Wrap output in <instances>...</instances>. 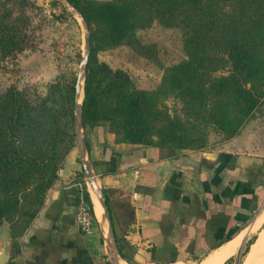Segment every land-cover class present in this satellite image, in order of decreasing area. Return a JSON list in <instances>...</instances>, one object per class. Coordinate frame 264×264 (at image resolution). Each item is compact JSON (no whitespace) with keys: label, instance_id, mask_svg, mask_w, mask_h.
<instances>
[{"label":"trees","instance_id":"16d2710c","mask_svg":"<svg viewBox=\"0 0 264 264\" xmlns=\"http://www.w3.org/2000/svg\"><path fill=\"white\" fill-rule=\"evenodd\" d=\"M86 19L90 52L82 120L104 124L117 142L201 149L211 131L237 135L264 101V0H67ZM9 4V5H8ZM0 0V57L28 46V18ZM179 28L185 57L164 68L154 89L138 88L129 74L97 52L138 44L137 31L153 23ZM76 77L61 75L32 99L10 85L0 92V226L8 223L12 251L43 205L74 147ZM179 107L170 112L166 99ZM82 199L93 212L90 194ZM79 201L76 198L75 203ZM95 213V209H94Z\"/></svg>","mask_w":264,"mask_h":264},{"label":"crops","instance_id":"0c3cea01","mask_svg":"<svg viewBox=\"0 0 264 264\" xmlns=\"http://www.w3.org/2000/svg\"><path fill=\"white\" fill-rule=\"evenodd\" d=\"M84 135L118 264H247L257 249L250 264H264V101L237 135L201 149L117 142L104 124L85 126ZM81 173L74 147L18 238L15 262L109 264L96 208L87 232L75 221Z\"/></svg>","mask_w":264,"mask_h":264},{"label":"rangeland","instance_id":"374dc122","mask_svg":"<svg viewBox=\"0 0 264 264\" xmlns=\"http://www.w3.org/2000/svg\"><path fill=\"white\" fill-rule=\"evenodd\" d=\"M30 4L24 9L9 6L14 15L28 18L29 44L15 56L0 57V92L15 85L36 99L45 95L49 83L61 75L68 79L76 77L84 53V30L79 18L55 0H30ZM137 38V45L98 51L97 58L114 69L125 70L138 88L151 90L160 83L165 67L185 57L182 32L155 22L137 31ZM166 104L170 112L179 107V102L173 98H167ZM222 140L221 134L211 131L206 145ZM85 185L95 209L96 196L87 183ZM95 218L105 225L103 216ZM9 234V224L4 223L0 226V236Z\"/></svg>","mask_w":264,"mask_h":264},{"label":"water","instance_id":"95a60500","mask_svg":"<svg viewBox=\"0 0 264 264\" xmlns=\"http://www.w3.org/2000/svg\"><path fill=\"white\" fill-rule=\"evenodd\" d=\"M66 11L77 16L84 30V53L80 62V70L76 75L75 91H74V144L78 154V160L82 167L83 177L88 185L98 198L102 208L105 225L103 226L104 237L107 244L108 263L118 264L119 251L116 244L115 232L111 213L108 207L104 190L98 183L97 175L92 172L90 164L86 158V140L84 135V125L82 120V102L84 98V78L87 70V63L90 52V30L88 23L82 13L67 0H55ZM80 96H82L79 101ZM91 193V192H90ZM107 233V234H106ZM11 235L0 236V264L8 262L11 255L10 250Z\"/></svg>","mask_w":264,"mask_h":264},{"label":"built area","instance_id":"2783aa9c","mask_svg":"<svg viewBox=\"0 0 264 264\" xmlns=\"http://www.w3.org/2000/svg\"><path fill=\"white\" fill-rule=\"evenodd\" d=\"M85 184H86V181H85ZM84 186L86 187V185ZM87 192L89 193L88 190ZM82 194H83V190L81 189L80 193L78 194L79 201L76 203V206H75L76 207L75 221L78 227L82 231L87 232L91 228L94 218H93L90 205L85 200L82 199Z\"/></svg>","mask_w":264,"mask_h":264},{"label":"bare ground","instance_id":"6f19581e","mask_svg":"<svg viewBox=\"0 0 264 264\" xmlns=\"http://www.w3.org/2000/svg\"><path fill=\"white\" fill-rule=\"evenodd\" d=\"M81 98H82V96H80V98H79V101L81 100ZM91 189V188H90ZM92 190V189H91ZM96 196V195H95ZM95 202H96V212H97V215L100 217V218H102V216H103V208H102V206H101V204H100V202H99V200H98V198L97 197H95ZM104 218V217H103ZM262 247L261 246V244L259 245H257L256 247ZM264 247V246H263ZM262 247V248H263ZM259 250V252H261L263 249H257V251ZM254 251H256V250H254ZM254 251L252 252V255H251V257H250V259L248 260V262H246L247 264H250V263H252V257H254V254H256V253H254ZM256 251V252H257ZM254 253V254H253Z\"/></svg>","mask_w":264,"mask_h":264}]
</instances>
